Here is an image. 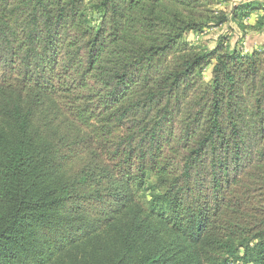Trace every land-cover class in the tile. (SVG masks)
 I'll return each mask as SVG.
<instances>
[{
  "label": "trees",
  "instance_id": "trees-1",
  "mask_svg": "<svg viewBox=\"0 0 264 264\" xmlns=\"http://www.w3.org/2000/svg\"><path fill=\"white\" fill-rule=\"evenodd\" d=\"M218 4L0 0V264H264V48L189 40L264 1Z\"/></svg>",
  "mask_w": 264,
  "mask_h": 264
},
{
  "label": "rangeland",
  "instance_id": "rangeland-1",
  "mask_svg": "<svg viewBox=\"0 0 264 264\" xmlns=\"http://www.w3.org/2000/svg\"><path fill=\"white\" fill-rule=\"evenodd\" d=\"M242 1L251 0H223V4H218L216 9L228 12L234 4ZM92 12L95 13L94 10L90 13ZM189 40L201 48L209 49L224 40L230 47H238L244 52H251L254 49L264 48V27L259 24V12H255L249 20L241 24L230 20L223 25L208 28L201 34H190ZM204 75L207 80L211 79V67L205 70ZM152 195L153 191L148 184L142 191V197L148 201Z\"/></svg>",
  "mask_w": 264,
  "mask_h": 264
}]
</instances>
